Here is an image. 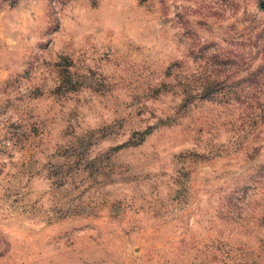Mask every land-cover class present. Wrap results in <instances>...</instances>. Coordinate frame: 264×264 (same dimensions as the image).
I'll return each instance as SVG.
<instances>
[{
    "label": "rangeland",
    "instance_id": "374dc122",
    "mask_svg": "<svg viewBox=\"0 0 264 264\" xmlns=\"http://www.w3.org/2000/svg\"><path fill=\"white\" fill-rule=\"evenodd\" d=\"M263 89L264 0H0V264H264Z\"/></svg>",
    "mask_w": 264,
    "mask_h": 264
},
{
    "label": "trees",
    "instance_id": "16d2710c",
    "mask_svg": "<svg viewBox=\"0 0 264 264\" xmlns=\"http://www.w3.org/2000/svg\"><path fill=\"white\" fill-rule=\"evenodd\" d=\"M259 73H261V71H259V72H258V74H259ZM262 73H263V72H262ZM262 73H261V74H262ZM257 85H258V84H257ZM261 93H264V89L262 90V92H261ZM259 105H262V106H264V103H263V104H259Z\"/></svg>",
    "mask_w": 264,
    "mask_h": 264
}]
</instances>
